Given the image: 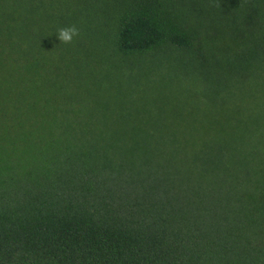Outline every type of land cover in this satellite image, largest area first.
Returning <instances> with one entry per match:
<instances>
[{
  "label": "trees",
  "instance_id": "obj_1",
  "mask_svg": "<svg viewBox=\"0 0 264 264\" xmlns=\"http://www.w3.org/2000/svg\"><path fill=\"white\" fill-rule=\"evenodd\" d=\"M0 264H264V0H0Z\"/></svg>",
  "mask_w": 264,
  "mask_h": 264
},
{
  "label": "clouds",
  "instance_id": "obj_2",
  "mask_svg": "<svg viewBox=\"0 0 264 264\" xmlns=\"http://www.w3.org/2000/svg\"><path fill=\"white\" fill-rule=\"evenodd\" d=\"M215 6L217 8H220L219 2H217ZM55 35L60 41V45H69L80 38L81 31L76 24H70L58 27L55 31Z\"/></svg>",
  "mask_w": 264,
  "mask_h": 264
}]
</instances>
